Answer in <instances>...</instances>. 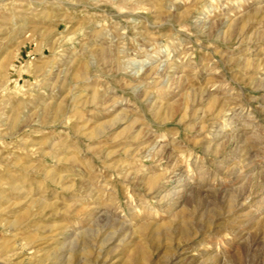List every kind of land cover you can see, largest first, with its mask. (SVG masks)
I'll list each match as a JSON object with an SVG mask.
<instances>
[{
	"label": "rangeland",
	"instance_id": "1",
	"mask_svg": "<svg viewBox=\"0 0 264 264\" xmlns=\"http://www.w3.org/2000/svg\"><path fill=\"white\" fill-rule=\"evenodd\" d=\"M0 264H264V0H0Z\"/></svg>",
	"mask_w": 264,
	"mask_h": 264
}]
</instances>
